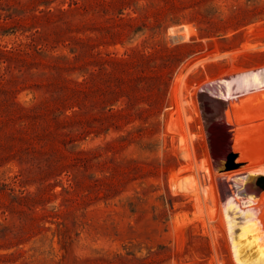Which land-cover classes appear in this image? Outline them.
I'll list each match as a JSON object with an SVG mask.
<instances>
[{
    "label": "rangeland",
    "instance_id": "374dc122",
    "mask_svg": "<svg viewBox=\"0 0 264 264\" xmlns=\"http://www.w3.org/2000/svg\"><path fill=\"white\" fill-rule=\"evenodd\" d=\"M252 173L264 0H0V264H264Z\"/></svg>",
    "mask_w": 264,
    "mask_h": 264
},
{
    "label": "water",
    "instance_id": "95a60500",
    "mask_svg": "<svg viewBox=\"0 0 264 264\" xmlns=\"http://www.w3.org/2000/svg\"><path fill=\"white\" fill-rule=\"evenodd\" d=\"M231 169L230 166H220L219 171H227ZM235 191L239 195H252L259 197L264 191V176L250 175L245 181L239 182L232 180Z\"/></svg>",
    "mask_w": 264,
    "mask_h": 264
},
{
    "label": "bare ground",
    "instance_id": "6f19581e",
    "mask_svg": "<svg viewBox=\"0 0 264 264\" xmlns=\"http://www.w3.org/2000/svg\"><path fill=\"white\" fill-rule=\"evenodd\" d=\"M250 175H260V176H264V174H256V173H252V174L242 175V176H240V177L235 178L234 180H237V181H239V182L242 183V181H245L246 178L249 177ZM231 181H232V180H231ZM230 185H231V184H230ZM227 187H228V186H227ZM230 187H231V186H230ZM230 187H229V188H230ZM233 189H234V188H233ZM234 190H235V189H234ZM229 191H231V189H230ZM203 192H204V191H203ZM205 193H206V192H205ZM236 193H237V192H236ZM231 194H232V193H231ZM233 194H234V193H233ZM238 195H239V194H238ZM238 195H237V196H238ZM241 196H242V195H240L239 198H242V201H243V197H244V196H242V197H241ZM251 197H252V196H251ZM252 198H253V197H252ZM250 200H251V201H254V200H252L251 198H250ZM256 200H257V199H256ZM258 200H259V199H258ZM248 202H249V200H248Z\"/></svg>",
    "mask_w": 264,
    "mask_h": 264
}]
</instances>
